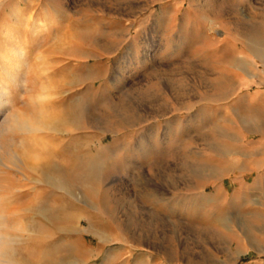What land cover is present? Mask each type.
I'll list each match as a JSON object with an SVG mask.
<instances>
[{
    "label": "rangeland",
    "instance_id": "obj_1",
    "mask_svg": "<svg viewBox=\"0 0 264 264\" xmlns=\"http://www.w3.org/2000/svg\"><path fill=\"white\" fill-rule=\"evenodd\" d=\"M4 79L17 264H264V0H0Z\"/></svg>",
    "mask_w": 264,
    "mask_h": 264
},
{
    "label": "bare ground",
    "instance_id": "obj_2",
    "mask_svg": "<svg viewBox=\"0 0 264 264\" xmlns=\"http://www.w3.org/2000/svg\"><path fill=\"white\" fill-rule=\"evenodd\" d=\"M19 56V54H18ZM5 63H10L13 60L11 56L2 57ZM5 71V70H4ZM16 75L12 74L10 70L6 67V77L12 81L16 80ZM19 78V77H18ZM118 82V81H117ZM6 82L5 79L2 80V85H0V163L2 160L9 159L12 163L21 162V156L25 159L30 158L28 160H36L35 155H30L27 150L21 148V141H18L16 144V140H14V130H20L22 132H34L40 131L45 128L47 125L44 124L45 119V111L42 108H38L36 113L34 114L32 120L31 119H23L22 117H18L15 115L13 111L10 110L12 99L7 94L4 89ZM38 101L43 97L42 95L38 96ZM4 135H8L10 138L5 143H2V138ZM16 136V135H15ZM16 141V142H15ZM24 144V143H23ZM21 148V149H20ZM2 152V156H1ZM22 154H21V153ZM38 159V158H37ZM5 166V165H4Z\"/></svg>",
    "mask_w": 264,
    "mask_h": 264
},
{
    "label": "clouds",
    "instance_id": "obj_3",
    "mask_svg": "<svg viewBox=\"0 0 264 264\" xmlns=\"http://www.w3.org/2000/svg\"><path fill=\"white\" fill-rule=\"evenodd\" d=\"M20 235H29L24 224L9 225L0 214V264H17L13 254Z\"/></svg>",
    "mask_w": 264,
    "mask_h": 264
}]
</instances>
